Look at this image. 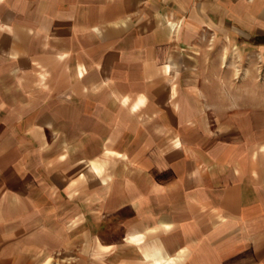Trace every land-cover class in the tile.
I'll return each mask as SVG.
<instances>
[{
  "label": "crops",
  "instance_id": "0c3cea01",
  "mask_svg": "<svg viewBox=\"0 0 264 264\" xmlns=\"http://www.w3.org/2000/svg\"><path fill=\"white\" fill-rule=\"evenodd\" d=\"M235 32L264 0H0V264H264Z\"/></svg>",
  "mask_w": 264,
  "mask_h": 264
},
{
  "label": "rangeland",
  "instance_id": "374dc122",
  "mask_svg": "<svg viewBox=\"0 0 264 264\" xmlns=\"http://www.w3.org/2000/svg\"><path fill=\"white\" fill-rule=\"evenodd\" d=\"M239 43H246L250 45V49L255 50L257 46L264 45V33H251L249 37L243 36L239 32H235ZM255 55V56H254ZM256 53H249L246 57L245 61L242 63H236L235 65L238 67L239 76L235 80L237 85L240 87L245 86L249 88H264V60L257 57ZM254 57V58H253ZM228 65V61L225 62ZM241 98L247 102L252 104L253 99L256 98L257 101L264 102V94H257V95H248V96H241ZM258 101V102H259ZM257 150L259 148L257 147Z\"/></svg>",
  "mask_w": 264,
  "mask_h": 264
}]
</instances>
